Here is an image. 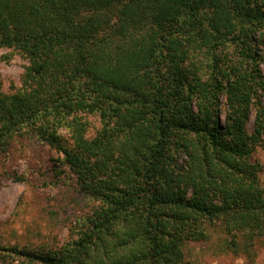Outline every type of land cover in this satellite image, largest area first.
<instances>
[{"label":"trees","instance_id":"trees-1","mask_svg":"<svg viewBox=\"0 0 264 264\" xmlns=\"http://www.w3.org/2000/svg\"><path fill=\"white\" fill-rule=\"evenodd\" d=\"M263 36L264 0H0V48L29 61L23 92L0 93V150L23 131L40 136L93 203L60 249L11 253L184 264L183 245L216 225L264 238L252 160L264 145ZM81 110L99 119L92 139ZM68 123L71 145L58 132Z\"/></svg>","mask_w":264,"mask_h":264},{"label":"rangeland","instance_id":"rangeland-1","mask_svg":"<svg viewBox=\"0 0 264 264\" xmlns=\"http://www.w3.org/2000/svg\"><path fill=\"white\" fill-rule=\"evenodd\" d=\"M260 39L256 46L258 55L264 52V36ZM259 63L264 75V61ZM28 65L22 54L0 48V93H22V78ZM221 104L219 118L223 124L224 99ZM254 105L252 99L246 124L248 134L253 133L258 114ZM77 116L85 124L86 138L92 139L101 127L97 115L81 110ZM70 119L74 122L73 117L66 121ZM42 124L38 121L36 125ZM68 126L69 123L61 126L58 132L71 145ZM62 158L40 136L26 131L13 136L0 150V264H27L26 259L11 253L13 249L35 253L60 249L74 238L79 221L90 211L92 201L81 194L76 176ZM252 160L263 167L259 179L264 188V145L255 147ZM182 250L184 264H264V238L228 236L218 225L208 230L205 240L187 242Z\"/></svg>","mask_w":264,"mask_h":264}]
</instances>
